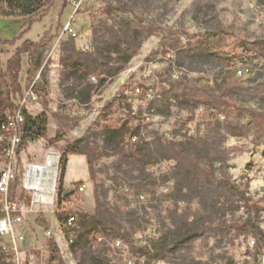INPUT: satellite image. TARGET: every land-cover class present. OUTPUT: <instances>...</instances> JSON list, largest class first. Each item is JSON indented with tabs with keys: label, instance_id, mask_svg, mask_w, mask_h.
<instances>
[{
	"label": "rangeland",
	"instance_id": "374dc122",
	"mask_svg": "<svg viewBox=\"0 0 264 264\" xmlns=\"http://www.w3.org/2000/svg\"><path fill=\"white\" fill-rule=\"evenodd\" d=\"M52 2V7L32 18L0 16L3 71L8 59L25 40L40 42L43 56V66L28 77L30 60L28 54L23 55L22 93L14 96L13 101L17 105L25 89L36 82L40 99L30 102L26 108L33 115L47 116L48 136L31 141L12 161L20 177L27 162L45 161L50 150L59 151L63 156L68 143L87 135L98 190L95 192L86 157L70 155L66 173L60 166L59 198L63 193L60 203L44 206L36 213L29 209L28 197L24 195L20 203L27 226L25 249L30 247L39 252L37 264H79L71 251L69 231L75 239L83 231V215L92 214L99 204L108 216V224L127 234L134 245L158 244L162 238H176L194 226L247 217V207L238 197L213 184L193 183L188 179L186 169L156 138L206 142L205 150L215 162L217 179L227 177L243 182L248 195L255 200L264 195V141L253 131L243 136L226 135L225 116L219 115V124L217 113L214 115L205 106L197 108L191 119L190 112L174 96L184 84L199 80L226 81L242 88L239 98L246 106L264 108V56L250 59L245 65L252 71L239 76L235 67L229 69L219 57L204 61L180 51L213 34L222 51L231 53L240 52V43L264 41V0H71L65 8V0ZM110 3L114 10L109 8ZM122 4H128L132 11H122ZM124 18L142 26L155 23L160 32L146 39L127 67L85 104L70 95L73 80L61 84L63 48L73 43L80 52L93 50L96 42L109 37L108 28L112 24L117 26ZM30 22L34 23L29 27ZM69 23L77 36L67 30ZM241 64L236 61V65ZM100 73L104 76L101 70L90 79L96 82ZM149 85L158 89V97L150 106L134 93L137 86ZM129 104L135 111L143 112L145 139L157 157L152 165L142 167L130 160L127 154L130 148L119 152L104 148L102 131L95 125L96 121L100 125H118L127 117ZM166 105L171 111L160 112ZM231 120L240 124L250 122L249 117ZM203 124L205 130L201 129ZM55 136L60 138L52 144L50 138ZM5 140L0 143V166L9 160L10 140ZM79 184L86 185L83 192L68 193ZM63 212L76 216L72 226L62 219ZM40 213L47 218L48 229L37 225ZM259 222L264 227V211ZM104 234L107 241L100 248L108 254L111 264H148L127 243L117 245L111 234ZM51 239L60 249L62 263L50 262ZM253 239L235 233L208 232L173 259L150 264H264V247L257 249Z\"/></svg>",
	"mask_w": 264,
	"mask_h": 264
},
{
	"label": "trees",
	"instance_id": "16d2710c",
	"mask_svg": "<svg viewBox=\"0 0 264 264\" xmlns=\"http://www.w3.org/2000/svg\"><path fill=\"white\" fill-rule=\"evenodd\" d=\"M65 0L64 8L68 2ZM52 0H0V16L32 18L39 13L52 7ZM109 8L114 10V5L109 4ZM122 11H132L128 4H122ZM111 15V13H109ZM41 19L37 21H41ZM34 22H30L29 27ZM108 25V24H107ZM136 24L134 21L124 18L116 26L112 24L108 29L109 37L101 42H96L93 50L78 51L73 43L63 48L61 58L62 72L61 84L72 82L70 95L77 97L81 102L88 104L95 93H100L110 85V82L124 70L131 60L139 53L144 41L152 35L159 34L160 27L155 23ZM216 36L208 35L202 38L194 46L181 48V53L194 55L197 58L207 61L211 57H219L227 67L234 68L236 61L246 64L250 59L264 56V41L243 42L239 44L240 52L222 51L219 41L214 40ZM23 38V34L19 37ZM97 41V40H96ZM15 44L13 41L12 45ZM28 54L30 68L28 77L43 66V56L41 43L33 40H25L22 45L16 48L14 54L8 59L6 70L1 69L0 57V135H9L7 129L8 115L14 114L18 107L13 101V97L22 93L20 73L22 71L23 55ZM104 71V76L99 75L96 82L90 79L92 74ZM242 88L238 84H229L226 81H205L199 80L193 84H184L181 90L175 93L178 104L190 112L191 119L194 112L200 106L209 108L215 115L219 124V115H224L226 123L223 125L226 135L243 136L247 132L254 134L264 141V108L246 106L239 98ZM158 97V96H157ZM157 97L149 102L150 106ZM251 100H253L251 98ZM128 115L123 118L118 125H100L95 123L103 134L104 148L112 152L123 151L130 148L128 158L142 167L152 165L157 162L151 143L146 141L144 135L145 118L142 111H135L129 104ZM170 106L160 108V112L169 113ZM24 122L20 126L22 131L21 144L16 149V154L26 148L31 141L46 138L48 136V118L45 115H33L26 107L22 108ZM249 117L248 124H240L231 119ZM184 126V125H183ZM60 137L50 138L54 144ZM135 138V141L133 139ZM159 143L165 144L178 163L187 171V177L191 181L205 184H213L216 188L238 197L247 207L248 216L232 220H220L209 225H199L189 228L178 237L169 239L162 238L158 244L141 243L134 245L128 235L108 224V216L100 206L95 211L83 215V231L74 239L72 232L71 251L77 256L79 264H111V259L106 252L100 248L104 242L94 244L91 240L93 231L111 234L114 240H122L130 246L133 253L139 258L145 257L146 262L173 259L179 251L192 243L195 239L204 236L208 232L235 233L243 236L253 237L257 249L264 247V227L259 222V217L264 211V195L255 200L248 195L247 186L243 182L232 181L223 177L217 179L215 162L206 152V142L198 140H186L174 142L163 137L156 138ZM6 141V140H4ZM3 141V143H4ZM0 143H2L0 141ZM87 135L68 143L63 151L61 164L63 173H66L67 163L70 155H83L87 159L89 174L94 182L95 192L98 190L96 183L95 162L92 155ZM9 146V144L7 145ZM223 167L226 163L222 161ZM64 176V175H63ZM62 176V177H63ZM198 183V182H197ZM62 187V184H61ZM14 195V193H13ZM63 200V193H60L59 203ZM30 204V200L27 202ZM62 219L67 220L71 213L63 212ZM38 226L49 228V222L43 213H40L37 221ZM101 229V230H100ZM105 235V234H104ZM50 262L62 263L60 249L53 239L49 241ZM0 264H4V258L0 255Z\"/></svg>",
	"mask_w": 264,
	"mask_h": 264
},
{
	"label": "built area",
	"instance_id": "2783aa9c",
	"mask_svg": "<svg viewBox=\"0 0 264 264\" xmlns=\"http://www.w3.org/2000/svg\"><path fill=\"white\" fill-rule=\"evenodd\" d=\"M67 30L73 36H77V31L71 23L68 24ZM235 71L237 75L244 76L252 70L242 63L241 65H235ZM35 83L33 82L25 89L17 104L18 110L13 115H8L7 129L10 131L9 135H0L1 142L5 139L10 140L7 152L9 160L7 164L0 166V255L4 258V264H37L38 261L39 252L33 251L30 247L25 249L27 226L23 222L24 210L20 203L24 195L30 200L29 209L36 213L44 206L54 207L59 203L62 158L59 151H48L43 162H27L20 177L12 161L16 155V149L22 141V131L20 130V126L24 122L22 108L27 107L30 102L40 99V95L35 89ZM134 93L140 95L145 102H149L158 96V89L153 85L146 86V88L137 86ZM201 129L205 130L204 124L201 125ZM133 141H135V138ZM51 155L53 158H51ZM49 187L52 190L53 197L52 200L47 202L42 199V195ZM85 187V184L75 185L68 193H81L85 190ZM75 221L76 216L70 215L67 225L72 226ZM91 240L94 244L107 241L106 236L99 231H93ZM114 241L117 245H121L123 242L120 239ZM252 242L255 243L254 240Z\"/></svg>",
	"mask_w": 264,
	"mask_h": 264
},
{
	"label": "bare ground",
	"instance_id": "6f19581e",
	"mask_svg": "<svg viewBox=\"0 0 264 264\" xmlns=\"http://www.w3.org/2000/svg\"><path fill=\"white\" fill-rule=\"evenodd\" d=\"M51 158H53L52 155H51ZM52 197H53V193H52V190H50V187H49V188H47V191L42 195V199H44V201L49 202L50 200H52Z\"/></svg>",
	"mask_w": 264,
	"mask_h": 264
},
{
	"label": "crops",
	"instance_id": "0c3cea01",
	"mask_svg": "<svg viewBox=\"0 0 264 264\" xmlns=\"http://www.w3.org/2000/svg\"><path fill=\"white\" fill-rule=\"evenodd\" d=\"M23 68H24V64H23Z\"/></svg>",
	"mask_w": 264,
	"mask_h": 264
}]
</instances>
